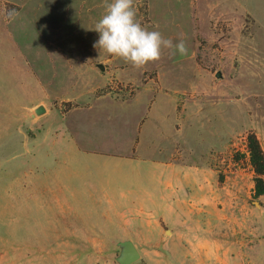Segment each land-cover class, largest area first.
Segmentation results:
<instances>
[{
  "label": "rangeland",
  "instance_id": "1",
  "mask_svg": "<svg viewBox=\"0 0 264 264\" xmlns=\"http://www.w3.org/2000/svg\"><path fill=\"white\" fill-rule=\"evenodd\" d=\"M105 3L0 0V264H124L126 241L140 252L129 264H204L209 237L200 231L210 227L231 249L264 247V194L253 197L246 141L253 131L264 149V0H134L144 28L188 48L185 56L163 49L141 69L93 47ZM12 10L18 15L10 20ZM158 85L169 91L156 92ZM138 88L135 100L95 102L78 123L132 133L154 95L173 121L168 101L180 89V154L188 166L217 171L215 196L202 204L195 197L185 220L167 224L142 218L140 205L56 203L76 114L64 117L67 109L93 96L127 100ZM56 130L37 161V143ZM96 172L88 170L90 184ZM261 247L254 257L264 260Z\"/></svg>",
  "mask_w": 264,
  "mask_h": 264
},
{
  "label": "crops",
  "instance_id": "2",
  "mask_svg": "<svg viewBox=\"0 0 264 264\" xmlns=\"http://www.w3.org/2000/svg\"><path fill=\"white\" fill-rule=\"evenodd\" d=\"M147 86L143 89L149 90ZM154 87L156 92L169 91L161 85ZM140 88L127 100H119L110 95L93 96L88 98L89 104L81 102L67 109L64 117L76 114L72 121L73 130L68 131V147L63 154L68 168L65 170L64 182L62 180L57 183L59 195H56V203L140 205L137 212L142 213V218L148 215L160 221V224H167L168 221L185 220L190 214L187 204L195 197L202 204L203 198L211 196L212 199L215 196L213 190L217 189L219 183L217 171L212 167L188 166L180 154L182 128L177 124L182 118L184 120L177 106L180 89L173 92L172 101L167 100L172 109L173 121L169 120L167 114L162 115L154 95L148 101V111L138 118L132 133L127 131L125 134L121 130L108 133L86 130L78 123L83 111L93 109L95 102L105 99L110 102L135 100L141 92ZM156 114L158 119L155 118ZM151 122H156L155 130L149 126ZM169 124L173 132L175 130L176 134L173 135L176 137L171 136ZM58 131L46 134L37 143L34 153L37 161V154L47 137H58ZM168 137L171 139L168 140ZM53 142H57V139H53ZM169 144L173 146L171 152L168 151ZM46 151L49 155V150ZM91 166L97 169L96 184H90L85 178ZM201 216L203 219L206 215ZM218 232L213 227L202 228L200 231L209 237L204 249L200 250L202 263L264 264L263 259L254 257L260 244L240 243L237 249H231L225 239L220 242ZM260 249L264 253V247Z\"/></svg>",
  "mask_w": 264,
  "mask_h": 264
},
{
  "label": "clouds",
  "instance_id": "3",
  "mask_svg": "<svg viewBox=\"0 0 264 264\" xmlns=\"http://www.w3.org/2000/svg\"><path fill=\"white\" fill-rule=\"evenodd\" d=\"M14 10L8 18L14 19ZM134 0H111L105 3V13L95 24L98 39L93 47L110 56L130 62L137 69L144 68L150 62L162 58L163 49H174L181 56L188 55V48L183 39L174 43L166 39L159 31H149L136 18Z\"/></svg>",
  "mask_w": 264,
  "mask_h": 264
},
{
  "label": "trees",
  "instance_id": "4",
  "mask_svg": "<svg viewBox=\"0 0 264 264\" xmlns=\"http://www.w3.org/2000/svg\"><path fill=\"white\" fill-rule=\"evenodd\" d=\"M257 136L253 131L246 136L249 161L254 171L252 193L255 198L264 194V149Z\"/></svg>",
  "mask_w": 264,
  "mask_h": 264
},
{
  "label": "water",
  "instance_id": "5",
  "mask_svg": "<svg viewBox=\"0 0 264 264\" xmlns=\"http://www.w3.org/2000/svg\"><path fill=\"white\" fill-rule=\"evenodd\" d=\"M44 108L45 107L41 105L35 109L36 112L41 113V111L43 112L45 110ZM125 244L127 245V249L124 253L123 263L129 264L131 261L137 259L140 256V252L138 251L136 246H134V243L132 241H126Z\"/></svg>",
  "mask_w": 264,
  "mask_h": 264
}]
</instances>
